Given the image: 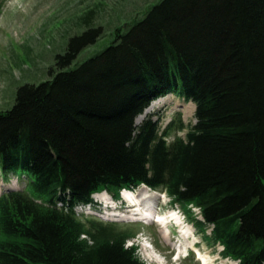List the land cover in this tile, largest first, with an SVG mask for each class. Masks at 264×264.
<instances>
[{"label":"trees","instance_id":"trees-1","mask_svg":"<svg viewBox=\"0 0 264 264\" xmlns=\"http://www.w3.org/2000/svg\"><path fill=\"white\" fill-rule=\"evenodd\" d=\"M86 22L0 110V178L27 180L0 193V264H145L135 233L76 213L142 184L223 257L264 264V0L150 1L83 60L105 34ZM168 94L196 106L186 138L167 139L181 113L137 123Z\"/></svg>","mask_w":264,"mask_h":264},{"label":"rangeland","instance_id":"rangeland-1","mask_svg":"<svg viewBox=\"0 0 264 264\" xmlns=\"http://www.w3.org/2000/svg\"><path fill=\"white\" fill-rule=\"evenodd\" d=\"M150 1L157 0H0V110L12 107L19 86L37 83L49 77L48 71L55 63L56 55L65 51L72 36L89 27L87 20L94 27L102 26L105 34L96 44L85 49L80 55L83 60L107 46L113 40L115 26H123L128 18L141 15ZM166 96L139 115L138 124L152 114L153 119L160 120L163 129L181 113L186 128L182 131L174 128L167 139L172 141L177 136L186 138L188 130L196 123L195 112L182 97L176 94ZM21 180L17 176H11L9 181L1 177L0 193L27 185L26 179ZM102 198L106 199L107 196L94 195V201L99 206L80 207L81 215L82 211L86 213L84 215L89 214L81 218L94 217L115 225L119 230L135 233V238L127 245L137 244L140 247L138 255L145 264H201L196 253L192 252L186 258L172 260L174 247L170 244L171 241L160 235L161 226L149 224L148 221L132 222L125 219L133 215H125L128 217L117 220L108 211H104V205L100 203ZM121 202L123 205L126 203L123 199ZM123 207L127 209V206ZM178 207L192 223L187 209L180 204ZM192 211L199 215L198 209L193 208ZM192 229L196 239L200 241L196 248L201 257L206 254L209 259L218 258L212 264H236L232 259L222 256L221 246L211 245L202 231L195 226ZM206 234H210V229ZM144 238L152 245L150 250L154 254H148L150 257L144 249Z\"/></svg>","mask_w":264,"mask_h":264},{"label":"bare ground","instance_id":"bare-ground-1","mask_svg":"<svg viewBox=\"0 0 264 264\" xmlns=\"http://www.w3.org/2000/svg\"><path fill=\"white\" fill-rule=\"evenodd\" d=\"M170 95L171 94H169V96ZM162 98L163 97L152 101L150 105L153 106V105L157 104L160 101V99H162ZM188 104H190L192 106L193 112H195V110H196L195 104L193 102H188ZM149 192H150L149 189L146 186L142 185V186L136 188L135 190L124 191L122 194V197L126 201H130V202L133 201L135 205L138 204L140 209H146L147 208V210H149V212L152 213L155 211V204L157 203V201L160 198H163L165 193H160L158 191H154L153 193H149ZM145 205H146V207H145ZM128 207L130 208V205H128ZM168 214H169V212H168ZM169 217H171L172 219L173 218H176V219L179 218V217H173L172 215L167 216V218H169ZM192 228L193 227L187 226V225L179 227V230H178L179 236L178 237H179V239L181 238L184 241L183 243L185 246L191 245L197 240L195 232ZM147 256H149V255L147 254ZM202 258H203L202 259L203 264H212V262H214L215 260L218 259L215 257L212 259H209L206 254L204 256H202Z\"/></svg>","mask_w":264,"mask_h":264}]
</instances>
